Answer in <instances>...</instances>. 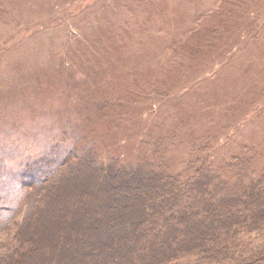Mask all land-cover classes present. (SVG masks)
Returning <instances> with one entry per match:
<instances>
[{
	"label": "rangeland",
	"instance_id": "rangeland-1",
	"mask_svg": "<svg viewBox=\"0 0 264 264\" xmlns=\"http://www.w3.org/2000/svg\"><path fill=\"white\" fill-rule=\"evenodd\" d=\"M217 5V0H0V117L11 119L7 129L13 136H25L15 148L35 147L31 156L51 148L55 137L44 117L62 107H49L99 95L109 106L103 146L114 147L113 155L125 149L155 169L177 173L207 139L217 157H236L237 164L244 155L240 176L261 174L264 11L247 12L246 23L256 30L238 43V52L193 58L185 77L169 50ZM240 176L230 173L234 182L248 179ZM195 261L188 256L178 264Z\"/></svg>",
	"mask_w": 264,
	"mask_h": 264
},
{
	"label": "trees",
	"instance_id": "trees-1",
	"mask_svg": "<svg viewBox=\"0 0 264 264\" xmlns=\"http://www.w3.org/2000/svg\"><path fill=\"white\" fill-rule=\"evenodd\" d=\"M217 4L170 47L179 76L193 58L236 53L254 36L246 14L264 0ZM97 96L52 104L62 107L44 117L55 142L37 156L15 148L25 136L0 117V264H264V171L232 181L244 155L217 157L207 139L177 173L125 149L113 155L102 134L109 106Z\"/></svg>",
	"mask_w": 264,
	"mask_h": 264
}]
</instances>
